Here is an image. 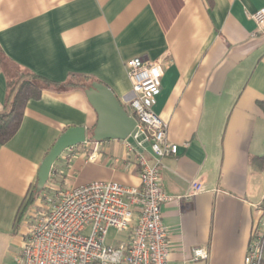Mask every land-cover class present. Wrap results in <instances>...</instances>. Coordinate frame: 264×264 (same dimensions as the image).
<instances>
[{"label": "crops", "instance_id": "obj_1", "mask_svg": "<svg viewBox=\"0 0 264 264\" xmlns=\"http://www.w3.org/2000/svg\"><path fill=\"white\" fill-rule=\"evenodd\" d=\"M263 8L264 0H0L4 57L53 82L90 77L128 114L124 63H163L153 112L177 152L160 160L161 186L169 196L183 195L193 181L205 189L162 206L169 264H244L264 220V28L252 19ZM5 97L0 66V113ZM96 120L81 89L44 90L28 101L18 131L0 145V264H14L31 231L21 218L48 150L67 128L90 131ZM94 147L97 160L87 162ZM71 151L69 162H54L49 185H139L138 152L124 141H86ZM196 247L206 250L205 260H192Z\"/></svg>", "mask_w": 264, "mask_h": 264}, {"label": "built area", "instance_id": "obj_2", "mask_svg": "<svg viewBox=\"0 0 264 264\" xmlns=\"http://www.w3.org/2000/svg\"><path fill=\"white\" fill-rule=\"evenodd\" d=\"M252 19L259 30L263 29L264 8ZM124 68L132 94L127 103L129 114L137 122L133 139L142 136L136 148L124 142L129 151L138 152L139 185L94 181L55 189L52 198L45 196L47 204L36 213L30 233L13 257L14 264H169L172 248L162 220V206L172 200H188L205 189L193 181L181 196L163 191L160 160L177 152V146L166 140L167 124L153 112L164 66L161 61L131 58ZM146 147L150 148L153 163L143 155ZM62 154L60 157L69 162L71 148ZM96 160L94 147L86 161ZM111 230L124 236L107 243ZM191 256L194 261L205 260L207 253L196 247ZM263 261L264 220L252 233L244 264Z\"/></svg>", "mask_w": 264, "mask_h": 264}, {"label": "water", "instance_id": "obj_3", "mask_svg": "<svg viewBox=\"0 0 264 264\" xmlns=\"http://www.w3.org/2000/svg\"><path fill=\"white\" fill-rule=\"evenodd\" d=\"M84 94L97 115L96 124L90 132L91 139L95 143L107 140L126 141L136 148V142L142 138L140 136L133 139L137 133V122L124 110L113 92L104 84L93 82L84 90ZM86 132L83 126L69 127L55 140L38 168L36 193H40L46 186L52 166L60 155L70 148L86 143ZM145 151L152 155L149 147Z\"/></svg>", "mask_w": 264, "mask_h": 264}, {"label": "trees", "instance_id": "obj_4", "mask_svg": "<svg viewBox=\"0 0 264 264\" xmlns=\"http://www.w3.org/2000/svg\"><path fill=\"white\" fill-rule=\"evenodd\" d=\"M0 66L6 79V97L3 110L0 113V145L7 143L16 134L28 101L38 100L42 91L52 90L60 93L72 89L86 90L93 81L90 77H79L74 74H69L63 82L49 81L18 64L10 62L4 57L1 50ZM258 107L264 114V101L258 102ZM87 141L94 142L90 136H88ZM38 195L35 183L28 193L26 205L32 204Z\"/></svg>", "mask_w": 264, "mask_h": 264}, {"label": "rangeland", "instance_id": "obj_5", "mask_svg": "<svg viewBox=\"0 0 264 264\" xmlns=\"http://www.w3.org/2000/svg\"><path fill=\"white\" fill-rule=\"evenodd\" d=\"M86 136H90V132L87 131L86 132ZM61 185L59 182H50V185L48 184L43 191H41L38 195V197L35 199V201L28 205L25 209L24 212L22 214V218H21V225L22 226H26V228H28V230H31V228L34 225V219H35V215L38 211L43 210L44 206L47 204V200L45 198V196H47V199L52 198L54 193L53 191L55 189L60 188ZM124 234H117L114 231H110L107 237V243H111L112 238H121L123 237Z\"/></svg>", "mask_w": 264, "mask_h": 264}]
</instances>
